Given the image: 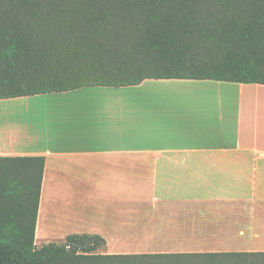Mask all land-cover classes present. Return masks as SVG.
<instances>
[{
  "label": "crops",
  "instance_id": "crops-1",
  "mask_svg": "<svg viewBox=\"0 0 264 264\" xmlns=\"http://www.w3.org/2000/svg\"><path fill=\"white\" fill-rule=\"evenodd\" d=\"M149 86L226 94L130 100ZM43 96L62 104L32 110ZM0 157L46 159L37 246L89 234L103 255L264 254V85L151 79L0 100Z\"/></svg>",
  "mask_w": 264,
  "mask_h": 264
},
{
  "label": "trees",
  "instance_id": "trees-1",
  "mask_svg": "<svg viewBox=\"0 0 264 264\" xmlns=\"http://www.w3.org/2000/svg\"><path fill=\"white\" fill-rule=\"evenodd\" d=\"M151 79L264 85V0H0V100ZM45 167L0 157V264L264 259L103 255L106 240L89 234L38 248Z\"/></svg>",
  "mask_w": 264,
  "mask_h": 264
},
{
  "label": "rangeland",
  "instance_id": "rangeland-1",
  "mask_svg": "<svg viewBox=\"0 0 264 264\" xmlns=\"http://www.w3.org/2000/svg\"><path fill=\"white\" fill-rule=\"evenodd\" d=\"M226 93L220 90H208V89H197V88H188V87H176V86H149L148 88L144 89L141 92H138L136 97L131 98L130 100H134L140 104H146V108L156 109L159 106L162 108L164 107H171L177 106L178 104L185 102L187 100H192L194 98H207V97H221L224 98ZM38 98L34 105H32V110H36V105L39 104L41 109L44 110V107L51 106L52 108L61 105L62 102L59 100H49L48 98ZM34 107V108H33ZM169 109V108H168ZM41 111V110H40ZM38 248H41L38 245ZM101 253L100 252H97ZM245 261L250 260H242V259H229L224 260V264H241ZM257 261V260H255ZM208 263L207 261H189L183 259H173V260H154V261H132L130 264H205ZM251 264H264V259L257 263Z\"/></svg>",
  "mask_w": 264,
  "mask_h": 264
}]
</instances>
